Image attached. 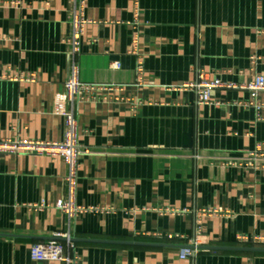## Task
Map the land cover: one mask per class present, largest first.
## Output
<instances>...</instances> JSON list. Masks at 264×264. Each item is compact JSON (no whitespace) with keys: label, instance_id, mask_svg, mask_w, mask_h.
Instances as JSON below:
<instances>
[{"label":"crops","instance_id":"1","mask_svg":"<svg viewBox=\"0 0 264 264\" xmlns=\"http://www.w3.org/2000/svg\"><path fill=\"white\" fill-rule=\"evenodd\" d=\"M83 3L80 80L123 91L67 102L77 0H0V140L61 143L74 111L85 152L77 203L104 213L72 221L55 207L67 196L62 158L0 155V264H62L30 255L58 235L79 240L81 264H264V253L181 258L196 238L199 247L264 248L255 241L264 239V162L245 159L264 152V91L248 89L264 78V0H139L138 54L135 0ZM201 74L236 89L200 106L196 91L176 88Z\"/></svg>","mask_w":264,"mask_h":264},{"label":"built area","instance_id":"2","mask_svg":"<svg viewBox=\"0 0 264 264\" xmlns=\"http://www.w3.org/2000/svg\"><path fill=\"white\" fill-rule=\"evenodd\" d=\"M136 10L133 22L129 25L133 30L131 53L138 54L140 49V10L139 0H135ZM88 24L85 18V9L83 0H77V6L72 13V35L69 39L70 45V76L65 83V91L67 102L73 108L81 103L88 102H105L109 100V94L112 92H122V86L115 85H95L86 84L80 80L79 71V56L81 53L82 38L85 28ZM114 70H120L121 64L116 62L112 64ZM137 84L142 86L145 79V66L143 59L139 58L137 63ZM178 90H194L198 96V104L200 106L212 105V92L215 90H233L236 86L225 84L221 80L214 78L210 79L206 75L201 74L194 84H184ZM254 93L264 91V78L260 77L256 82L248 88ZM123 101V99H120ZM258 112L262 111L257 107ZM262 119V116L259 117ZM30 154L37 156H53L62 158L67 166V176L65 178L67 186V196L64 200L56 203L55 207L66 215L70 220H76L87 214L104 213V210L99 208H87L80 206L77 203V192L79 182L80 158L85 152L80 146V131L78 118L74 111L66 114V133L64 141L61 143H44L31 141H5L0 140V155H22ZM246 166L255 167L259 162H264V152L258 148L255 152H250L246 155ZM34 209L45 208L44 204L33 206ZM217 212H207V214H215ZM57 238H64L66 243L47 242L35 244L31 248V259L35 262H51L62 264H81L80 257L76 253V246L70 242V236L58 235ZM172 239V236H169ZM241 241H247V238H241ZM257 243H263L264 239L255 240ZM199 238H196L191 246L196 249L199 247ZM183 249L181 258L186 259L194 256L198 250Z\"/></svg>","mask_w":264,"mask_h":264},{"label":"water","instance_id":"3","mask_svg":"<svg viewBox=\"0 0 264 264\" xmlns=\"http://www.w3.org/2000/svg\"><path fill=\"white\" fill-rule=\"evenodd\" d=\"M53 242L66 243L67 240L64 238H52ZM79 240L76 238H71L70 242L76 244ZM83 242H95V243H110V244H118V245H129V246H141V247H155V248H168L174 247L167 244H158V243H139V242H105V241H94V240H82ZM182 249H191L195 250L194 246H182ZM196 250H213V251H230V252H249V253H264V248H224V247H198Z\"/></svg>","mask_w":264,"mask_h":264}]
</instances>
